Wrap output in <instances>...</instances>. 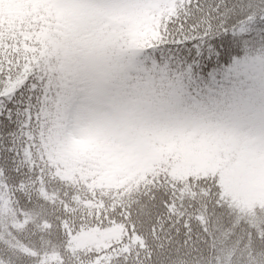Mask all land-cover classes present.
<instances>
[{
	"label": "snow or ice",
	"instance_id": "1",
	"mask_svg": "<svg viewBox=\"0 0 264 264\" xmlns=\"http://www.w3.org/2000/svg\"><path fill=\"white\" fill-rule=\"evenodd\" d=\"M37 2L0 0V264H187L172 249L182 234L190 238L194 216L204 221L209 204L248 221L264 249V199L256 198L264 189V115L231 131L203 127L151 141L131 127L121 135L118 128L80 126L81 135L136 147L143 163L111 180L89 160L72 168L60 159L63 146L54 147L50 129L54 113L74 108L75 88H58L60 102L50 107L56 97L47 95L64 65L50 43L57 20L44 7L33 11ZM39 2L63 13L61 30L76 43L83 60L78 80L85 82L117 53L165 47L171 30L198 9L194 0ZM249 19L264 25V14ZM44 28L47 40L39 38ZM221 43L227 48V37ZM150 98L146 90L137 93V103ZM117 104L129 107L128 96L106 109ZM184 139L218 143L220 150L179 173L177 153L154 158V147ZM261 257L253 264H264V251Z\"/></svg>",
	"mask_w": 264,
	"mask_h": 264
},
{
	"label": "trees",
	"instance_id": "2",
	"mask_svg": "<svg viewBox=\"0 0 264 264\" xmlns=\"http://www.w3.org/2000/svg\"><path fill=\"white\" fill-rule=\"evenodd\" d=\"M194 3L198 5V9H193L194 16L186 18L182 27H174L171 36L165 42V47L172 52V57L181 51L185 62L188 63L181 73L182 84L177 87L174 94L171 93L172 89L171 92L170 89L167 91L166 103L182 106L191 104L193 107L198 99L206 96L207 105L213 104L214 99L222 102L220 95L235 91L237 84L243 85L242 81H235L239 78L237 72L241 68L259 73L262 77L261 83L264 85V25L256 24L249 19L251 16L264 14V0H194ZM36 5L37 3L33 4V11L38 8ZM24 12L25 9H19L17 14L23 15ZM47 15L54 16L59 25L54 29L58 35L50 40V43L54 48L60 49L61 62L64 65V72L55 77L51 84V93L47 95L49 101L56 97L55 102L50 105L55 110L56 103L61 99L57 89L59 88L62 93L66 84H73L74 67L70 63V57L75 49L74 40L61 30L64 27L63 13L55 10ZM225 37L227 48L221 43ZM39 38L49 39L47 28L42 29ZM157 58L158 49L149 52L146 65L151 70L155 69L152 62ZM160 88L158 86V89ZM39 103H44L43 96ZM71 112L72 109L59 114L66 116ZM59 114L54 113L50 131L54 129L53 122ZM60 128L59 125L58 129L52 132L54 139L60 140ZM54 147L61 148L60 142L59 145L54 143ZM170 151L171 143H168L160 157L171 153ZM108 152V147H105L103 154L100 155L98 148L93 144L85 147L80 145L78 155L81 160L78 164L89 160L97 170L105 173L110 168V162H99L97 159L105 157ZM174 153L181 157V162L176 168L179 173L184 171L185 165L189 162H204L202 156L207 151L193 145L189 148L181 142L177 144ZM61 155L60 152V157ZM72 158L70 152L65 154L66 161H72ZM256 198L264 199V189L257 193ZM195 215L199 213L195 212ZM191 223L190 238L187 234H182L179 244L172 249L179 258L187 261V264H253V261L258 262L262 258L261 252L264 249L255 237L253 228L248 221L243 220V217L221 215L209 204L204 221L199 222L194 216Z\"/></svg>",
	"mask_w": 264,
	"mask_h": 264
},
{
	"label": "rangeland",
	"instance_id": "3",
	"mask_svg": "<svg viewBox=\"0 0 264 264\" xmlns=\"http://www.w3.org/2000/svg\"><path fill=\"white\" fill-rule=\"evenodd\" d=\"M79 59L81 62L76 65L77 79H79L83 68V60L80 54ZM253 64L257 65L256 62H253ZM237 74L239 75V78L235 81L240 80L243 82V85L238 84V87L234 86L237 91L236 93H232L227 101L219 102L214 99V103L209 104L213 107V109H209L207 107L205 109L198 108L189 112L187 116L182 119L166 116L167 119H163L161 121L159 115L153 119L149 115H138L133 112L127 113L124 107H121L118 104L110 110L107 109L109 112L108 117L105 113L104 107H110L115 101L111 102L109 99L99 96V94L95 91L96 85L94 81L85 82L83 80H78V82L82 85L83 94L81 97V105L75 115L74 138H96L91 135H81L80 126L92 128H118L121 130L120 134L123 135L130 127L127 121L132 120H141V131L145 130L146 133H151L157 139H159L160 133L178 132L179 135L181 134V136H186L194 129L203 127H214L224 131H231L238 128L242 120H255L261 115H264V100H262V97L264 99V85L261 83V75L247 70L246 68H241L238 70ZM248 78L251 79L249 80ZM239 100L246 103L243 111L232 108ZM100 110L101 113L99 114ZM111 110L113 113L112 119ZM138 137L143 140L141 135H138ZM105 142L112 144L119 152L127 150L131 160L140 156L134 146H125L116 142L115 139H109ZM182 142L187 146L192 145L187 139H184ZM195 146L207 151V153L202 156L203 161L209 158L214 152L220 150V145L218 143L212 144L208 141H201L200 144ZM201 163L203 162L201 161Z\"/></svg>",
	"mask_w": 264,
	"mask_h": 264
}]
</instances>
